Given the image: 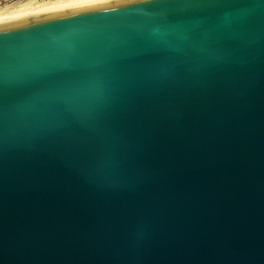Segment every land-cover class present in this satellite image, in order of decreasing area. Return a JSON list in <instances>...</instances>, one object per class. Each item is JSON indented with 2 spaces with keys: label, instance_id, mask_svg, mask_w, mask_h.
<instances>
[{
  "label": "water",
  "instance_id": "1",
  "mask_svg": "<svg viewBox=\"0 0 264 264\" xmlns=\"http://www.w3.org/2000/svg\"><path fill=\"white\" fill-rule=\"evenodd\" d=\"M0 264H264V0L1 21Z\"/></svg>",
  "mask_w": 264,
  "mask_h": 264
},
{
  "label": "bare ground",
  "instance_id": "2",
  "mask_svg": "<svg viewBox=\"0 0 264 264\" xmlns=\"http://www.w3.org/2000/svg\"><path fill=\"white\" fill-rule=\"evenodd\" d=\"M97 0H49L48 2L17 3L0 9V22L40 14L72 5L82 4Z\"/></svg>",
  "mask_w": 264,
  "mask_h": 264
},
{
  "label": "rangeland",
  "instance_id": "3",
  "mask_svg": "<svg viewBox=\"0 0 264 264\" xmlns=\"http://www.w3.org/2000/svg\"><path fill=\"white\" fill-rule=\"evenodd\" d=\"M49 0H0V9L5 8L7 6H11L17 3H29V2H48Z\"/></svg>",
  "mask_w": 264,
  "mask_h": 264
},
{
  "label": "snow or ice",
  "instance_id": "4",
  "mask_svg": "<svg viewBox=\"0 0 264 264\" xmlns=\"http://www.w3.org/2000/svg\"><path fill=\"white\" fill-rule=\"evenodd\" d=\"M146 2H149V3H151V2H153V0H146Z\"/></svg>",
  "mask_w": 264,
  "mask_h": 264
}]
</instances>
